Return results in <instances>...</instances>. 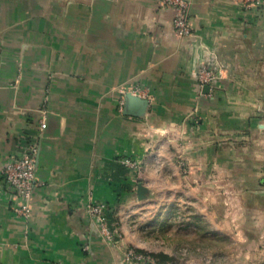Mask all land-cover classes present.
<instances>
[{"label": "crops", "instance_id": "obj_1", "mask_svg": "<svg viewBox=\"0 0 264 264\" xmlns=\"http://www.w3.org/2000/svg\"><path fill=\"white\" fill-rule=\"evenodd\" d=\"M186 1L180 38L160 0H0V264H128L86 209L106 203L122 230L109 215L140 182L213 232L264 238V0ZM135 85L151 96L141 117L126 114ZM29 143L41 185L25 221L1 171Z\"/></svg>", "mask_w": 264, "mask_h": 264}, {"label": "rangeland", "instance_id": "obj_2", "mask_svg": "<svg viewBox=\"0 0 264 264\" xmlns=\"http://www.w3.org/2000/svg\"><path fill=\"white\" fill-rule=\"evenodd\" d=\"M157 157L159 154L149 162L153 165L161 164L163 160ZM136 161L139 169L142 163L140 160ZM179 166L182 171L186 170L181 161ZM139 184L143 187L142 196L137 195L133 201L119 207L117 215H109L113 220L118 218L124 227L122 230L119 225L112 224L106 212L113 240L103 242L110 248L124 246L126 263L264 264V238L261 235L239 230L240 234H234V239H230L225 236L224 231L213 232L203 218H192L191 211L184 207L185 204H174L172 208L162 207L155 200L162 198L156 197L142 182L137 187ZM173 199V203H176L177 198L174 196ZM152 201H155L154 205L149 204ZM134 232L135 241L131 244L124 243L125 233Z\"/></svg>", "mask_w": 264, "mask_h": 264}, {"label": "built area", "instance_id": "obj_3", "mask_svg": "<svg viewBox=\"0 0 264 264\" xmlns=\"http://www.w3.org/2000/svg\"><path fill=\"white\" fill-rule=\"evenodd\" d=\"M253 0H242L244 3ZM163 8L173 11L172 26L176 35L180 38L189 37L192 34V28L189 20V5L186 0H160ZM217 75L205 66H201L197 71V80L200 88L209 87L215 83ZM124 93L141 99L150 100L148 88L142 85L132 86ZM125 105V99L122 98L119 103V110L122 111ZM46 128L45 119L39 122V131L42 133ZM38 147L36 144L29 143L25 150L18 156L13 157L2 169L1 175L8 192L18 200L19 203L13 207V212L17 217L28 221L32 214V201L35 190L41 185L36 179V159ZM122 164L129 169L136 170L139 163L136 160L123 159ZM87 213L91 220L96 224L98 233L102 240L110 242L113 240V233L109 228L106 212L108 207L106 203L97 201L87 206Z\"/></svg>", "mask_w": 264, "mask_h": 264}, {"label": "water", "instance_id": "obj_4", "mask_svg": "<svg viewBox=\"0 0 264 264\" xmlns=\"http://www.w3.org/2000/svg\"><path fill=\"white\" fill-rule=\"evenodd\" d=\"M208 90H209L208 86L204 87V89H203L204 92H207ZM126 99H127V104L125 106L131 107L132 109H134V111L127 112L126 114L131 115V116H135V117H141L146 113V111L149 107V101L148 100L132 96L131 94H127ZM123 113L125 114V112H123ZM37 157H38V155H37ZM142 192H143V187L139 184L137 187V195L139 197H141Z\"/></svg>", "mask_w": 264, "mask_h": 264}, {"label": "trees", "instance_id": "obj_5", "mask_svg": "<svg viewBox=\"0 0 264 264\" xmlns=\"http://www.w3.org/2000/svg\"><path fill=\"white\" fill-rule=\"evenodd\" d=\"M160 263H163V261H160Z\"/></svg>", "mask_w": 264, "mask_h": 264}]
</instances>
